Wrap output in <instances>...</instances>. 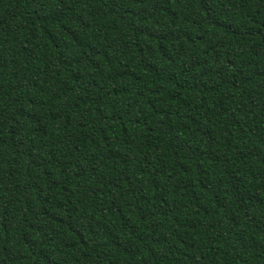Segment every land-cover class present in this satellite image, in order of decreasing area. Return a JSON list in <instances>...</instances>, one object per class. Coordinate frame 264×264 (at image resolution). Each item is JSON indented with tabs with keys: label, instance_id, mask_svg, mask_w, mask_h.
<instances>
[{
	"label": "trees",
	"instance_id": "16d2710c",
	"mask_svg": "<svg viewBox=\"0 0 264 264\" xmlns=\"http://www.w3.org/2000/svg\"><path fill=\"white\" fill-rule=\"evenodd\" d=\"M0 264H264V0H0Z\"/></svg>",
	"mask_w": 264,
	"mask_h": 264
}]
</instances>
